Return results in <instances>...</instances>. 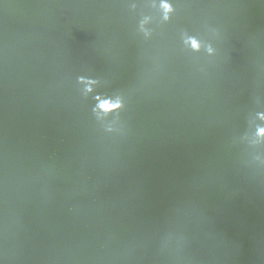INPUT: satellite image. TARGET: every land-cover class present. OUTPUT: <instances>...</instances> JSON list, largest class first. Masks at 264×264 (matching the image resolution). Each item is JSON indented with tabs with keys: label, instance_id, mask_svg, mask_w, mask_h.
I'll return each instance as SVG.
<instances>
[{
	"label": "water",
	"instance_id": "95a60500",
	"mask_svg": "<svg viewBox=\"0 0 264 264\" xmlns=\"http://www.w3.org/2000/svg\"><path fill=\"white\" fill-rule=\"evenodd\" d=\"M149 2L0 0V175L14 159L4 139L71 117L103 145H137L151 236L190 227L210 264H260L264 0H175L173 20L146 41L138 23ZM184 30L217 54L187 52ZM81 75L99 81L87 96ZM117 95L125 111L99 121L96 97ZM10 205L0 185V208ZM49 216L37 205L16 217L0 237L4 264H65L69 232Z\"/></svg>",
	"mask_w": 264,
	"mask_h": 264
},
{
	"label": "crops",
	"instance_id": "0c3cea01",
	"mask_svg": "<svg viewBox=\"0 0 264 264\" xmlns=\"http://www.w3.org/2000/svg\"><path fill=\"white\" fill-rule=\"evenodd\" d=\"M1 146L13 155L0 185L10 202L0 208V237L17 216L37 205L49 225L69 232L59 251L65 264H210L211 253L177 228L151 236L140 211L138 147L103 145L71 117L12 135ZM75 205V211H69ZM264 264V239L258 243Z\"/></svg>",
	"mask_w": 264,
	"mask_h": 264
},
{
	"label": "clouds",
	"instance_id": "9594fccd",
	"mask_svg": "<svg viewBox=\"0 0 264 264\" xmlns=\"http://www.w3.org/2000/svg\"><path fill=\"white\" fill-rule=\"evenodd\" d=\"M139 5L132 4L131 8L133 10L137 9ZM152 11L149 14H141V19L138 23V34L146 41H150L157 34V26H163L170 23L177 12V6L175 0H150L146 5ZM155 22L156 27H148L149 23ZM182 42L184 49L189 53H206L208 56H215L217 54V49L211 44L207 43L200 38L197 34L189 33L184 30L182 33ZM77 81L83 84L85 87L83 89V94L87 96L95 91V85L99 83L98 80L86 77L78 76ZM97 100L101 102L98 103L93 108V113H95L99 121L107 120L112 113H120L125 111L127 105L125 98L123 96H107L101 99L97 96ZM259 119L264 120V112L258 113ZM106 133H113L116 129L112 127H107L104 129ZM254 136L256 138V143L264 142V126L258 125L255 129ZM69 211H75V205L69 208ZM165 238L170 240L172 234H166ZM0 264H4L3 259H0Z\"/></svg>",
	"mask_w": 264,
	"mask_h": 264
}]
</instances>
